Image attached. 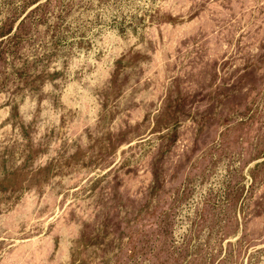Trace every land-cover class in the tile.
Returning a JSON list of instances; mask_svg holds the SVG:
<instances>
[{
  "label": "rangeland",
  "instance_id": "obj_1",
  "mask_svg": "<svg viewBox=\"0 0 264 264\" xmlns=\"http://www.w3.org/2000/svg\"><path fill=\"white\" fill-rule=\"evenodd\" d=\"M0 264H264V0H0Z\"/></svg>",
  "mask_w": 264,
  "mask_h": 264
}]
</instances>
